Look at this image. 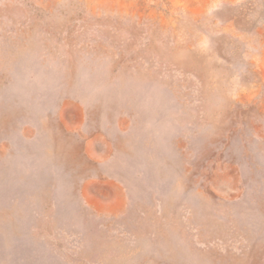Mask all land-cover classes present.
<instances>
[{
  "label": "rangeland",
  "instance_id": "1",
  "mask_svg": "<svg viewBox=\"0 0 264 264\" xmlns=\"http://www.w3.org/2000/svg\"><path fill=\"white\" fill-rule=\"evenodd\" d=\"M0 264H264V0H0Z\"/></svg>",
  "mask_w": 264,
  "mask_h": 264
},
{
  "label": "crops",
  "instance_id": "2",
  "mask_svg": "<svg viewBox=\"0 0 264 264\" xmlns=\"http://www.w3.org/2000/svg\"><path fill=\"white\" fill-rule=\"evenodd\" d=\"M106 186L108 196H110L112 203H115L119 209H122L124 204V189L118 180L110 178L103 182ZM92 184L95 186L94 198L100 207V176H96ZM100 210V209H98Z\"/></svg>",
  "mask_w": 264,
  "mask_h": 264
}]
</instances>
